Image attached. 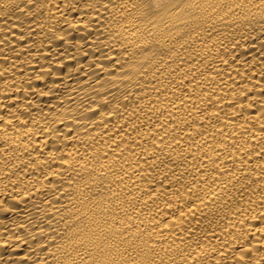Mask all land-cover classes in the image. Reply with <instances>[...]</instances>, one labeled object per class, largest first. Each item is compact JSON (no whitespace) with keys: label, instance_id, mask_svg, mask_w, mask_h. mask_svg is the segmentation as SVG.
Instances as JSON below:
<instances>
[{"label":"bare ground","instance_id":"6f19581e","mask_svg":"<svg viewBox=\"0 0 264 264\" xmlns=\"http://www.w3.org/2000/svg\"><path fill=\"white\" fill-rule=\"evenodd\" d=\"M0 264H264V0H0Z\"/></svg>","mask_w":264,"mask_h":264}]
</instances>
